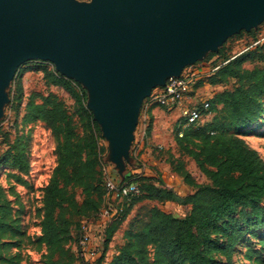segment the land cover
<instances>
[{"label": "trees", "instance_id": "1", "mask_svg": "<svg viewBox=\"0 0 264 264\" xmlns=\"http://www.w3.org/2000/svg\"><path fill=\"white\" fill-rule=\"evenodd\" d=\"M247 34L254 37L256 32ZM260 37L256 36L253 43ZM224 48L210 54L219 58L213 65L218 69L199 84L215 86L234 81L233 87L210 101L207 113L216 114L212 121L186 128L183 121L176 133L178 152L195 162L208 183H198L184 162L175 160L170 153L167 162L172 171L192 190L182 201L190 208L188 215L179 218L158 207L151 208L149 219L138 230L125 233L123 247L108 264H233L231 255L237 244L247 234L264 229V159L241 137L264 126V67L246 68L247 63H264V42L232 57L224 54ZM43 73L47 84L60 86L71 95L76 110L71 113L65 102L52 93L31 96L25 107L24 122H44L58 140L57 165L44 188L39 210L42 219L38 242L47 247L45 264H75V256L66 246L71 240L74 219L98 217L105 203L106 149L99 143L100 126L86 108L87 91L60 73L47 69ZM15 83L20 102L22 84ZM154 108L150 109V116ZM78 123L89 135L79 134ZM151 131L150 125L149 135ZM181 131L183 136L179 137ZM0 168L29 174L26 142L19 140L9 145L0 156ZM154 171L156 176L135 175L126 180L138 184L141 195L124 202V213L114 223L124 222L143 201L176 199L175 191L165 185L156 168ZM17 182L28 186L21 177H17ZM24 212L25 206L15 188L0 186V264L12 261L8 252L24 236L20 226ZM115 230L112 227L108 231L99 264L106 257ZM215 252L227 259H219Z\"/></svg>", "mask_w": 264, "mask_h": 264}, {"label": "water", "instance_id": "2", "mask_svg": "<svg viewBox=\"0 0 264 264\" xmlns=\"http://www.w3.org/2000/svg\"><path fill=\"white\" fill-rule=\"evenodd\" d=\"M263 23L264 0H0V115L20 65L53 62L89 91L116 169L154 89Z\"/></svg>", "mask_w": 264, "mask_h": 264}, {"label": "rangeland", "instance_id": "3", "mask_svg": "<svg viewBox=\"0 0 264 264\" xmlns=\"http://www.w3.org/2000/svg\"><path fill=\"white\" fill-rule=\"evenodd\" d=\"M75 1L80 3L92 2V0ZM252 31L256 32L254 37L249 36L246 31H243L225 41L223 45L225 47L224 54L232 57L240 51L254 48L250 47L255 41V37L264 35V24ZM239 35L240 37H237ZM223 47H220L216 53L204 54L203 59L197 62V68L200 69L201 74H199L200 76H198L194 85V92L190 95L193 100L188 107L199 106L202 100L205 99H210L212 102L217 94L233 87L234 81L215 86L199 84L214 69L213 65L215 61L219 60L216 56L210 57V54L219 53ZM254 67H264V63L256 65L246 64L247 69H253ZM43 69L59 73L56 65L50 61L30 60L20 65L13 81L6 90L7 100L1 109L0 156L9 148V145H15L17 141L22 140L26 142V151L31 164V170L27 175L18 171L0 168V186L5 189L14 187L15 191L20 195L21 203L25 206V212L21 215L20 224L24 236L20 238L21 242L18 246L9 250L8 257L12 261L5 264H45V257L48 254L47 247L38 242L41 236L42 219L39 210L42 207L44 188L48 184L57 165L58 140L44 122L37 121L33 124H26L24 122L25 107L30 97L35 94L48 95L52 93L57 95L65 102L71 113H74L76 110V102L64 88L47 84ZM15 81L21 82L23 88L20 102L17 100V84ZM80 84L85 88L82 82ZM85 90L88 96L86 108L94 115L89 104L91 95L86 88ZM144 103L134 133V141L130 146L131 150L124 160H120L122 164L119 163L116 167L123 169L122 177L129 175L126 180L133 178L135 175H145V173H147V176H156L154 169H159L164 178L165 185L173 189L177 197L174 201L166 202L143 201L137 204L128 214L125 221L120 224L102 219L100 216H93L90 219L87 217L75 218L71 240L66 246L75 256V264H99L103 255L108 231L112 227H116L108 252L102 263L108 264L123 247L125 233L130 229L138 230L140 225L149 219L150 209L153 207H158L162 211L179 218H184L188 215L190 208L184 205L182 201L192 190L183 178L174 173L171 167H169L167 159L170 153H172L174 159L177 158L184 162L185 167L192 173L198 183H208L207 178L199 171L195 162L187 156H181L178 152L176 133L180 124L184 121L186 107L180 108V103L173 109H167L162 105L153 106L155 107L153 110L157 109V111L155 114L152 111L151 116L148 115L147 117V123H145L143 117ZM214 115L216 114L213 113L204 119L201 124L212 121ZM77 122H79V118H77ZM78 124L79 134L82 136L89 135L81 123ZM150 125L153 132L151 131L149 135L148 130ZM101 137L99 143L106 149L103 160V171L106 169L109 175L120 181L122 179L121 175L112 163L111 146L102 132ZM241 137L253 149L257 150L264 159V126L258 132L244 133ZM136 151L139 152L140 160H137L135 157ZM17 177H21L27 181L28 186L19 184ZM78 194V200L81 202L80 191ZM11 199L14 201L15 198L11 197ZM14 208L18 210V206L15 205ZM83 223H87L90 226V239L87 246H85V250H82L84 247L82 248L79 243L82 234L81 225ZM254 251L257 253L254 254ZM215 253L219 259L223 261L227 259L221 252ZM231 261L233 264H264V229L247 234L235 247L231 255Z\"/></svg>", "mask_w": 264, "mask_h": 264}, {"label": "built area", "instance_id": "4", "mask_svg": "<svg viewBox=\"0 0 264 264\" xmlns=\"http://www.w3.org/2000/svg\"><path fill=\"white\" fill-rule=\"evenodd\" d=\"M264 42V35H262L258 41L252 44V47ZM218 68L212 69L213 71ZM201 74L200 69L197 68V64L184 69L182 75L179 78H170L164 87H158L153 90L151 96L146 99L144 103L143 117L144 122L147 123V117L149 111L153 106L162 105L167 109H173L182 100L188 98L194 91V85ZM210 109V99L202 100L199 106L188 107L185 110V117L183 127H189L191 125H199L201 122L208 118L210 114L207 112ZM183 136V132H179V137ZM145 145V144H144ZM144 145H142L144 147ZM139 151V150H138ZM136 151L135 157L139 159V152ZM145 173V172H144ZM105 174V190L104 197L105 203L100 210L99 216L102 219L109 220L111 222L117 221L124 213V202L130 201L135 197L141 195V190L138 184L133 182L124 181L119 183L114 177L109 175L108 171L104 169ZM147 175V173H145ZM90 226L87 223L81 225V239L79 241L80 246L85 250V246L90 239Z\"/></svg>", "mask_w": 264, "mask_h": 264}, {"label": "crops", "instance_id": "5", "mask_svg": "<svg viewBox=\"0 0 264 264\" xmlns=\"http://www.w3.org/2000/svg\"><path fill=\"white\" fill-rule=\"evenodd\" d=\"M264 24V23H263ZM252 32V31H251ZM244 51H246V49L245 50H243V51H240L239 53H237L235 56H237V55H239V54H241L242 52H244ZM195 88V87H194ZM194 92V91H193ZM192 92V93H193ZM191 93V94H192ZM190 94V95H191ZM193 99L189 96L188 98H186V99H184L183 100V102H181L180 103V108H183V107H186V109H187V107H188V105H190V103H191V101H192ZM156 111H157V109H155V110H153V114H155L156 113ZM152 132H153V130H152ZM170 167V166H169ZM158 170V172H159V176L164 180V178H163V176L161 175V171L159 170V169H157ZM165 182V181H164ZM192 192V191H191Z\"/></svg>", "mask_w": 264, "mask_h": 264}]
</instances>
